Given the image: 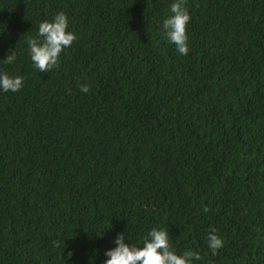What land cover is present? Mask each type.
<instances>
[{"label":"trees","instance_id":"trees-1","mask_svg":"<svg viewBox=\"0 0 264 264\" xmlns=\"http://www.w3.org/2000/svg\"><path fill=\"white\" fill-rule=\"evenodd\" d=\"M173 2L0 0L24 79L0 90V264H103L154 227L192 264H264V0H184L187 55ZM59 11L77 39L41 73L27 41Z\"/></svg>","mask_w":264,"mask_h":264},{"label":"clouds","instance_id":"clouds-1","mask_svg":"<svg viewBox=\"0 0 264 264\" xmlns=\"http://www.w3.org/2000/svg\"><path fill=\"white\" fill-rule=\"evenodd\" d=\"M170 15L162 22V29L168 41L176 46L181 55L189 53L187 25L191 20L184 0H174L170 4ZM69 20L64 11L54 14L52 20H44L38 25L37 35L29 37L27 41L28 54L33 66L41 73H47L59 67L61 53L70 48L77 39L75 33L68 30ZM16 60V51H9L3 61L11 64ZM24 86L22 76L9 75L0 72V90L17 92ZM80 91L89 92L87 84L79 85ZM210 209L205 207L204 212ZM208 246L213 255L224 247L223 240L213 229L207 236ZM125 233L117 235L114 243L116 247L105 252L107 259L103 264H192L193 260H200L201 256L192 250H184L178 254L172 247L167 229L154 227L144 237L142 244H129ZM73 252L68 253L71 258Z\"/></svg>","mask_w":264,"mask_h":264}]
</instances>
